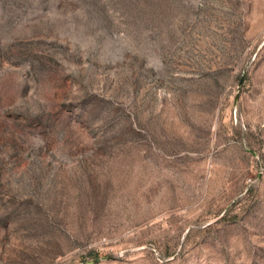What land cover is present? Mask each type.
Returning <instances> with one entry per match:
<instances>
[{
    "label": "rangeland",
    "instance_id": "374dc122",
    "mask_svg": "<svg viewBox=\"0 0 264 264\" xmlns=\"http://www.w3.org/2000/svg\"><path fill=\"white\" fill-rule=\"evenodd\" d=\"M0 264H264V0H0Z\"/></svg>",
    "mask_w": 264,
    "mask_h": 264
}]
</instances>
